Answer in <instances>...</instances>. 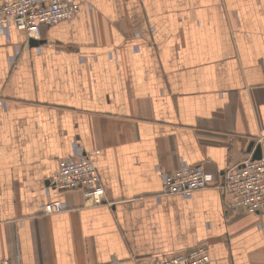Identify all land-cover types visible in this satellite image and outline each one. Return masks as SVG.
<instances>
[{"label": "crops", "instance_id": "obj_1", "mask_svg": "<svg viewBox=\"0 0 264 264\" xmlns=\"http://www.w3.org/2000/svg\"><path fill=\"white\" fill-rule=\"evenodd\" d=\"M77 1L39 46L0 29V262L145 264L205 245L211 264H264V213L228 211L218 188L264 158V0ZM74 144L101 204L47 193ZM183 163L215 182L166 195L162 171ZM56 201L67 210L46 214Z\"/></svg>", "mask_w": 264, "mask_h": 264}, {"label": "built area", "instance_id": "obj_2", "mask_svg": "<svg viewBox=\"0 0 264 264\" xmlns=\"http://www.w3.org/2000/svg\"><path fill=\"white\" fill-rule=\"evenodd\" d=\"M81 11L77 0H7L0 4V29L10 40L11 31L24 32L31 40L42 39L41 28L53 27L69 21ZM19 52L10 58L16 62ZM164 193L189 199L194 192L205 189L215 182V177L203 167L183 163L176 171L161 173ZM228 211L242 210L248 213H264V158H248L240 164L229 167L223 174L218 187ZM78 191L94 204H101L105 190L100 176L86 151L73 145L72 156L59 163L56 175L51 179L47 193ZM67 210L61 201L47 204L44 212L48 215ZM0 264H11L1 261ZM145 264H211L207 246L200 245L185 252L169 255L163 259H151Z\"/></svg>", "mask_w": 264, "mask_h": 264}, {"label": "water", "instance_id": "obj_3", "mask_svg": "<svg viewBox=\"0 0 264 264\" xmlns=\"http://www.w3.org/2000/svg\"><path fill=\"white\" fill-rule=\"evenodd\" d=\"M40 44L41 43L39 41H36V40H31L30 41V45L31 46H39ZM253 150H254V143H252L249 146L248 152L252 153ZM262 157H263V155L261 153V147L257 146L255 151L253 152L252 160H260V159H262Z\"/></svg>", "mask_w": 264, "mask_h": 264}]
</instances>
